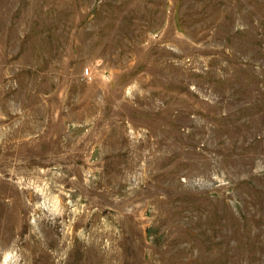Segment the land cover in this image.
<instances>
[{
    "label": "rangeland",
    "instance_id": "374dc122",
    "mask_svg": "<svg viewBox=\"0 0 264 264\" xmlns=\"http://www.w3.org/2000/svg\"><path fill=\"white\" fill-rule=\"evenodd\" d=\"M0 232V264H264V0H0Z\"/></svg>",
    "mask_w": 264,
    "mask_h": 264
},
{
    "label": "built area",
    "instance_id": "2783aa9c",
    "mask_svg": "<svg viewBox=\"0 0 264 264\" xmlns=\"http://www.w3.org/2000/svg\"><path fill=\"white\" fill-rule=\"evenodd\" d=\"M86 75H87V76H89V75H90V72H89L88 70L86 71Z\"/></svg>",
    "mask_w": 264,
    "mask_h": 264
},
{
    "label": "bare ground",
    "instance_id": "6f19581e",
    "mask_svg": "<svg viewBox=\"0 0 264 264\" xmlns=\"http://www.w3.org/2000/svg\"><path fill=\"white\" fill-rule=\"evenodd\" d=\"M1 233V232H0ZM4 233V232H3ZM3 236V235H2ZM4 236H6V235H4ZM4 239V238H3ZM51 240V239H50Z\"/></svg>",
    "mask_w": 264,
    "mask_h": 264
}]
</instances>
